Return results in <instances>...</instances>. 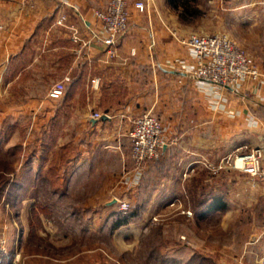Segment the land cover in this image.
Masks as SVG:
<instances>
[{"label": "crops", "instance_id": "obj_1", "mask_svg": "<svg viewBox=\"0 0 264 264\" xmlns=\"http://www.w3.org/2000/svg\"><path fill=\"white\" fill-rule=\"evenodd\" d=\"M67 1L71 6L0 0V152L16 151L21 163L12 175L18 170L25 177L12 179L8 187L51 193L50 204L36 196V207L43 209L108 210L115 197L147 187V206L184 207L197 221L250 217L251 228L238 238L244 246L228 254L227 264H264V182L252 188L251 177L231 169L203 180L205 174L217 175L214 168L229 155L264 150V70L236 88L199 81L190 75L194 57L181 43L201 32L193 22L206 20L223 32L243 27V37L257 36L263 46L259 0H209L208 10L202 0H135L147 3V9L130 4V27L113 56L101 42L76 43L72 31L57 24L65 15L84 40L91 30L104 37L95 11L110 0ZM248 42L243 39L247 47ZM67 76L64 96L51 98V87ZM147 112L163 122L166 144L139 173L131 161L129 133L133 120ZM20 203L28 204L27 198ZM208 207L213 209L204 217L193 210ZM256 207L258 217L250 211ZM99 221L88 216L83 224ZM118 222L115 227H123ZM34 257L47 256L0 249V264H33Z\"/></svg>", "mask_w": 264, "mask_h": 264}, {"label": "rangeland", "instance_id": "obj_2", "mask_svg": "<svg viewBox=\"0 0 264 264\" xmlns=\"http://www.w3.org/2000/svg\"><path fill=\"white\" fill-rule=\"evenodd\" d=\"M127 2L130 12V4L136 1ZM234 2L240 3L239 0ZM200 3L203 9L210 8L209 0ZM192 26L202 29L197 34L228 36L249 53L260 71L264 70V45L256 43L257 36L243 37V27H233L229 32H223L211 27L212 23L206 20L193 22ZM244 38L251 46L244 45ZM236 87L238 85L232 88ZM20 163L16 151L0 152V249L24 248L30 255L37 252L46 254L44 259L34 257L33 264H184L195 255L209 257L214 264H227L228 254L238 253L244 246L245 240L238 239L239 236L251 228L250 217L241 216L233 222L224 215L209 221H197L194 213L184 207L147 206L150 196L147 187L143 193L130 191L127 197H115L117 202L108 210L62 205L37 208L36 196L42 195L48 202L51 193H41L35 189L21 192L18 185L8 187L12 179L15 182L25 180L18 170L12 175L13 166L17 169ZM226 169L215 176L205 174L203 180L216 176L221 178L222 173H231L232 169ZM222 178L227 182L228 177ZM261 182L264 180L251 179L252 188ZM207 186L203 188L205 191L209 189ZM23 198H27L28 204L20 203ZM121 199L131 203L127 212L119 209L118 200ZM250 211L257 212L259 216L258 207ZM88 216L99 217L100 221L85 225L83 220ZM117 221H122L123 227H115Z\"/></svg>", "mask_w": 264, "mask_h": 264}, {"label": "built area", "instance_id": "obj_3", "mask_svg": "<svg viewBox=\"0 0 264 264\" xmlns=\"http://www.w3.org/2000/svg\"><path fill=\"white\" fill-rule=\"evenodd\" d=\"M63 6H71L67 0H55ZM264 9V0H259ZM135 7L141 12L147 9V3L135 2ZM95 16L104 29L105 36L101 37L97 32L90 31L91 37L84 40L80 32L72 24H67V17L61 15L57 24L68 27L72 31L73 40L87 46L89 42H101L106 45L111 56L115 53L118 40L128 31L130 19L129 5L127 0H110L105 8L97 9ZM0 19V31L2 30ZM181 43L188 47L194 57V66L190 71L192 78L211 83L224 88H232L239 85L243 80H257L261 72L249 53L238 45L234 40L222 34H193L182 39ZM70 77H65L55 83L50 90V97L60 99L64 96ZM99 80H93L98 85ZM100 113H95L94 118H101ZM165 127L160 118L151 112L144 113L132 122L129 133L131 141V161L135 170L142 173L145 165L160 157L165 141ZM228 168L237 170L248 175L252 179L264 180V150L253 148L248 152H240L229 155L222 163L214 168L217 173ZM121 212H127L131 203L127 199L118 200ZM190 215L191 213L188 212Z\"/></svg>", "mask_w": 264, "mask_h": 264}, {"label": "trees", "instance_id": "obj_4", "mask_svg": "<svg viewBox=\"0 0 264 264\" xmlns=\"http://www.w3.org/2000/svg\"><path fill=\"white\" fill-rule=\"evenodd\" d=\"M212 209L213 208L208 207V208H203V209L196 208L193 210L196 211L197 213L201 212L203 214V217H204L205 214L210 213L212 211ZM202 214L200 216H202ZM117 224H120V222H118ZM188 264H214V263H213L212 259H210L209 257H205L203 255H195L191 258V260L189 261Z\"/></svg>", "mask_w": 264, "mask_h": 264}, {"label": "water", "instance_id": "obj_5", "mask_svg": "<svg viewBox=\"0 0 264 264\" xmlns=\"http://www.w3.org/2000/svg\"><path fill=\"white\" fill-rule=\"evenodd\" d=\"M117 202V200L115 199L114 201H112L111 203H110V205H113V204H115Z\"/></svg>", "mask_w": 264, "mask_h": 264}]
</instances>
